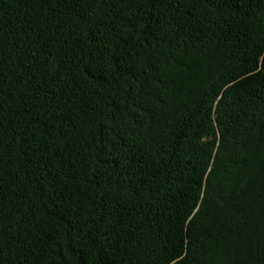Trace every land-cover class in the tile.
Wrapping results in <instances>:
<instances>
[{
    "label": "trees",
    "instance_id": "1",
    "mask_svg": "<svg viewBox=\"0 0 264 264\" xmlns=\"http://www.w3.org/2000/svg\"><path fill=\"white\" fill-rule=\"evenodd\" d=\"M0 264H264V0H0Z\"/></svg>",
    "mask_w": 264,
    "mask_h": 264
}]
</instances>
